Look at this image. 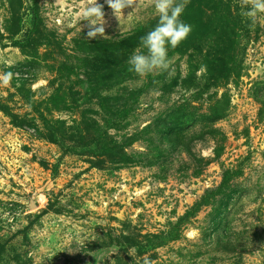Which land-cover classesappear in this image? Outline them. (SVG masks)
Instances as JSON below:
<instances>
[{
	"label": "rangeland",
	"instance_id": "374dc122",
	"mask_svg": "<svg viewBox=\"0 0 264 264\" xmlns=\"http://www.w3.org/2000/svg\"><path fill=\"white\" fill-rule=\"evenodd\" d=\"M98 3L0 0V264H264V15L190 0L142 78L154 8Z\"/></svg>",
	"mask_w": 264,
	"mask_h": 264
},
{
	"label": "clouds",
	"instance_id": "9594fccd",
	"mask_svg": "<svg viewBox=\"0 0 264 264\" xmlns=\"http://www.w3.org/2000/svg\"><path fill=\"white\" fill-rule=\"evenodd\" d=\"M106 3L120 23L126 8L133 9L131 15L143 7L146 0H106ZM189 3L190 0H147L159 19L154 28L140 38V47L128 58L130 72L142 78L157 72L171 74L169 47L177 48L192 30L191 25L181 19ZM239 7L241 15L251 25H255L258 18L264 15V0H239ZM79 18L89 22V39L105 34L104 5L98 3V0H86ZM15 75L18 74L11 71L0 73V87L8 86Z\"/></svg>",
	"mask_w": 264,
	"mask_h": 264
},
{
	"label": "water",
	"instance_id": "95a60500",
	"mask_svg": "<svg viewBox=\"0 0 264 264\" xmlns=\"http://www.w3.org/2000/svg\"><path fill=\"white\" fill-rule=\"evenodd\" d=\"M39 200H40V195H36V197L34 199L30 200V203H29L28 207L30 209L33 208V207H37L38 203H39Z\"/></svg>",
	"mask_w": 264,
	"mask_h": 264
}]
</instances>
